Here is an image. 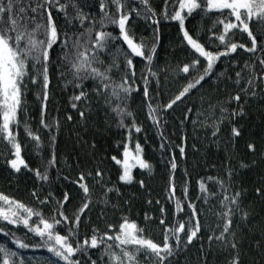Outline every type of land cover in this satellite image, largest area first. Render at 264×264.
Returning a JSON list of instances; mask_svg holds the SVG:
<instances>
[{
	"label": "trees",
	"instance_id": "obj_1",
	"mask_svg": "<svg viewBox=\"0 0 264 264\" xmlns=\"http://www.w3.org/2000/svg\"><path fill=\"white\" fill-rule=\"evenodd\" d=\"M38 2L43 4L44 0H19L16 7L23 6L27 15L35 17V23L40 24L46 23L50 11L59 40L50 52L46 101L39 65L33 68L31 61L28 64L18 123L12 125L21 145V157L28 167L14 171L9 165L14 159L13 149L7 141L0 140V194L39 211L49 222L52 217L59 219L63 211L69 222L57 225L55 232L67 236L73 228L75 214L84 203L83 191L75 183L83 175L91 197L79 227L73 229L77 233L71 241L74 246L90 238L94 229L97 236L106 233L115 236L125 219L143 229L144 237L162 245L165 226L177 227L180 221L185 223L187 231L189 224L198 220L200 231L191 243H187L184 232L180 233L182 242L178 248L175 239H170L174 254L164 264H231L234 257L239 264H264V66L260 63L264 50L258 48L253 53L238 47L235 53L221 56L200 84L168 108L189 82L194 83L203 75L207 65L184 39L179 21L172 19L175 11L180 10L179 0H148L152 12H145L140 0H124L125 10L131 16L129 34L144 46L145 55H152L151 64L131 53L120 38L118 25L110 22L102 25L105 13L118 15L112 0H59L64 5L62 11L53 0L48 11L40 8L36 13L31 12ZM197 2H202V8L191 14L187 9L182 10L184 30L206 50L224 51V45L215 38L223 32V25L217 22L221 13L207 11V0ZM133 8L140 15L131 11ZM231 19L234 21V17ZM249 27L258 45L264 46V23L253 16ZM89 30L93 40L98 31L116 38L109 40L107 48L100 53L103 63L97 67L111 69L108 75L113 86L120 85L127 74L125 86L133 91L126 99L117 101L110 93L98 95L97 82L77 81L69 70L64 54L73 56L72 41L81 34L86 37ZM229 36L231 42L251 47L247 33L233 29ZM38 38H45L43 29ZM66 39L67 47H64ZM197 58L201 63L190 67L187 74L181 71ZM128 59L133 61L131 68ZM34 77L38 83H32ZM77 83L81 86L77 87ZM81 90L87 97L73 101ZM120 96L125 94L121 92ZM236 96L240 99H234ZM117 103L131 115L117 116L112 111ZM42 118L50 127L41 124ZM26 128L40 137L39 147ZM233 128L240 132L239 136L233 135ZM137 144L142 149L140 157L150 168L136 165L131 170V182H121V166L113 157L121 161L125 145L136 156ZM250 144L254 151L249 150ZM173 161L175 170L171 167ZM36 170L47 175V180L39 179ZM97 171L102 176H96ZM201 183L206 192H201ZM173 188L175 198L170 196ZM65 193L70 199L61 209ZM236 193H240L238 204L225 201L221 205L225 196L233 197ZM177 200L184 209L179 213ZM189 203L198 213L195 219L187 207ZM0 207L7 209L3 202ZM229 207L233 209L231 228L224 233L223 240H218L216 237L223 233L225 223L222 213ZM161 219L165 225L160 224ZM38 220L39 217L33 216L30 224ZM15 238L30 247L16 248L12 243ZM116 243L106 240L87 253H77L74 259L80 264H92L93 260L96 264H109V257L103 253L108 245L113 246L110 251L119 253ZM233 243L235 249L231 247ZM0 246L18 253L12 258L15 264L21 259L37 257L42 258V264L49 259L56 264V258L42 245L41 238L22 224L12 225L0 219ZM137 258V264H153V259L143 251Z\"/></svg>",
	"mask_w": 264,
	"mask_h": 264
},
{
	"label": "snow or ice",
	"instance_id": "obj_2",
	"mask_svg": "<svg viewBox=\"0 0 264 264\" xmlns=\"http://www.w3.org/2000/svg\"><path fill=\"white\" fill-rule=\"evenodd\" d=\"M18 2L19 0H7L6 3H0V140L7 141L13 149L12 155L14 156V159L9 161V165L16 172H20L22 167H28L21 157V145L17 141L12 129V125L18 123L17 113L22 104V89L24 87V77L28 75V64L31 61L33 68L39 65V75H42L43 77V100L46 101L49 85L48 65L51 62L50 52L59 40L58 29L53 22L51 12L48 11V8L53 6V0H44L43 4L38 2L36 7L31 8V12L33 13H36L40 8H44L45 11H48L47 20L44 24L35 23V17H29L23 6L17 8L16 4ZM112 3L116 6L118 15L109 16L105 13V20L102 21V25L104 22L118 25L120 38L128 46V49L131 50V53L134 56L142 57L151 64L152 55H145V52L143 51L144 46L136 43L133 37L129 34L128 22L131 19V16L130 13L125 10L124 0H112ZM140 3L143 5L145 12H152L148 0H140ZM55 6H57L58 10H64V5L60 4L59 0H55ZM179 8L180 10L175 11L172 19L179 21L184 39L200 57H203L207 61V65L204 69L203 75H200L194 83L189 82L179 95L167 105L168 108H171L173 104L179 101L192 88L200 84L201 81L205 79V76L211 73L215 62L219 60L221 56H228L231 53H235L238 47L243 48L246 52L253 53L256 52L258 48L264 50V46L258 45L257 38L249 27L253 16H255L258 22L264 23V0H207V11L215 10L221 13V17L217 18V22L223 25V32L222 34L215 36V38L224 45L225 50L216 53L206 50L204 46L193 39L188 32L184 30V17L182 16V10L187 9L188 14H191L194 10L202 8V2H197V0H179ZM103 9L104 4L102 3L101 10L103 11ZM225 10L228 11L225 12ZM131 11L140 15V12L135 8L131 9ZM153 15L155 14L153 13ZM233 17L234 21L231 19ZM153 23H156V21L153 20ZM41 29H43L44 39L38 38V33ZM233 29H238L243 33H247L251 40V47L231 42L229 34L232 33ZM114 39L116 38L112 37L110 33L98 31L95 33L93 40L91 30H89L86 37L84 34H81L80 37L72 41L74 54L70 57L66 52L64 54V59L66 63L70 65L69 70L75 80L83 81L92 79L99 85L96 89L98 95L110 93V96L115 98V100L121 101L126 99L127 95L133 91L132 88L125 86L128 84L127 74H125L120 85L113 86L111 77L108 75L111 69L106 68L102 70L100 67H97V65L103 63L100 59V53L107 48L108 41ZM210 39L212 38L210 37ZM63 46L67 47V39ZM152 52H155L154 47L152 48ZM199 63H201V61L198 58L194 59L191 66L184 65L181 71L187 74L190 67H195V65ZM260 63L261 66H264V59H262ZM127 64L131 68L133 66V61L128 59ZM132 75H135L134 71ZM32 83H38L37 78H32ZM147 83L148 81L145 79V84ZM76 86L80 87L81 85L77 83ZM121 92L125 94L124 97L120 96ZM144 95L145 97L148 96L147 87L144 89ZM86 97L87 93L81 90L79 95L73 97V101H80ZM234 99L239 100L240 98L239 96H236ZM108 103L111 106V100H109ZM72 106L75 108L76 104L73 103ZM112 111L120 117L131 115V113H125L119 103L112 107ZM81 116H83V113H81ZM69 119H71V117H69ZM41 124L44 127H50L43 118L41 119ZM121 126H123L122 121ZM25 131L31 139L36 141V145L39 147L40 137L34 135L30 129L26 128ZM136 131L139 132L140 128L137 127ZM232 132L234 136L240 135V132L236 128H233ZM213 134L215 135V132ZM248 147L250 151L255 150L254 146L251 144ZM180 151L183 153L184 149L181 148ZM141 152L142 149L140 145L137 144L135 148L136 156L134 158L139 162L141 168H150V165L140 157ZM129 155L128 146L125 145V160L120 161L113 157V160H115L117 164H121L123 167V172L119 179L124 183H130L132 180L129 171V164L127 162ZM52 162H54V158ZM171 167L175 170V161L172 162ZM242 167H246V165H242ZM35 174L42 180H47L48 178L47 175H42L39 170H36ZM96 176H102V173L97 171ZM84 180L85 177L81 175L79 179L75 181V183L78 184V187L83 191L84 203L75 214L73 228L69 229L67 236L55 232L57 225L69 222V218L63 211H60L59 219L52 217L51 222H49V220H46L41 216L39 211L28 208L15 200H10V198L3 194H0V202H3V205H6L7 209L5 210L3 207H0V219H3L8 224L12 225L22 224L29 232L39 236L42 245L47 248V251L51 253L53 257L56 258V264H59L61 261L63 264H80L79 260L74 259L77 253H87L89 249H95L105 244L106 240H115L117 242L115 247L119 249V253H116L110 251L113 247L112 245L107 246L103 255L109 257V264H137V256L142 251L149 259H153V264H164V261L174 254V248L169 242L170 239H175L176 247L178 248L182 242L180 233L184 232L186 234L187 243H191L200 231L198 220L195 224H189L187 231L185 223L177 221V227L169 228L168 226H165L164 241L163 244L160 245L153 242L150 238L144 237L143 229L138 228L135 223H130L125 219L124 223L120 225L119 233L115 236L108 235L107 233L104 236H97L95 234L96 230L94 229V234L90 238L85 239L82 242H77L74 246L71 241L77 233L73 229L79 227L81 216L84 214L85 210L89 208L90 204L91 193ZM220 183L223 188V183ZM200 190L202 193L207 191L203 183L200 185ZM107 191H112V189H108ZM170 196L175 198L174 188L170 191ZM239 196L240 193H236L233 197L225 196L224 200L221 201V205L224 206L225 201H229L231 204L236 205L238 204ZM204 198L206 199V197ZM69 199V194L65 193L63 201L60 203L61 209L64 208V205L67 204ZM187 207L191 209V215L193 219H195L198 214L195 206L189 203ZM176 210L177 213L184 211L179 200L176 201ZM161 211H163V209ZM232 212L233 209L229 207L222 213L225 218L223 233L221 236L216 237V239L223 240L225 238L224 233L229 232L232 224ZM33 216L39 217V220L30 224V220ZM160 224L165 225V220L161 219ZM5 235H7V233H5ZM12 243L15 244L18 249H27L30 247L27 243L18 238L13 239ZM37 247H39V245ZM231 247L235 249L236 244L233 243ZM17 255L18 253L16 251L0 246V264H15V261L12 258ZM19 264H23L22 259ZM46 264H52V261L49 259ZM92 264H96V261L93 260ZM231 264H239L238 258L234 257Z\"/></svg>",
	"mask_w": 264,
	"mask_h": 264
},
{
	"label": "rangeland",
	"instance_id": "obj_3",
	"mask_svg": "<svg viewBox=\"0 0 264 264\" xmlns=\"http://www.w3.org/2000/svg\"><path fill=\"white\" fill-rule=\"evenodd\" d=\"M129 154L130 155L128 157L127 162L129 164V171H130V175H131L132 168L136 165L139 166V162L134 158L135 155L132 152L129 151ZM124 160H125V157H124V152H123V157H122L121 161H124ZM120 166H121V170L123 172V167L121 164H120ZM42 262H43L42 258H39V257H37V258H25L23 260V264H42Z\"/></svg>",
	"mask_w": 264,
	"mask_h": 264
}]
</instances>
